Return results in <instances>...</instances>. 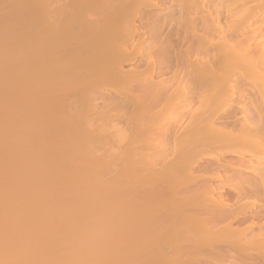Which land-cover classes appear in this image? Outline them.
<instances>
[{
	"label": "bare ground",
	"instance_id": "1",
	"mask_svg": "<svg viewBox=\"0 0 264 264\" xmlns=\"http://www.w3.org/2000/svg\"><path fill=\"white\" fill-rule=\"evenodd\" d=\"M1 1L0 264H264V0L242 44L173 32L161 54V0ZM115 120L143 141L108 179Z\"/></svg>",
	"mask_w": 264,
	"mask_h": 264
},
{
	"label": "rangeland",
	"instance_id": "2",
	"mask_svg": "<svg viewBox=\"0 0 264 264\" xmlns=\"http://www.w3.org/2000/svg\"><path fill=\"white\" fill-rule=\"evenodd\" d=\"M51 1H53V0H49V6L50 7H48L50 10H52L53 8H54V6L57 4V6L59 5V4H63L65 1L64 0H60V2L58 1V0H54V2L56 1V4L54 3V6H53V3H52V5H50L51 4ZM62 1V2H61ZM236 1V0H235ZM0 4L1 5H3L2 4V1L0 0ZM59 2V3H58ZM246 1L244 0H242V2H240V0H239V2L237 3V4H235L236 2H234V0L233 1H230V0H165V1H163V3H162V0L159 2V7L158 8H156V9H152V12H153V14H154V12L156 13H158V14H161V15H163L164 14V16L167 18V15L166 14H170V16H168V18L166 19V21H164V23H163V21L161 22V23H157V27H155V28H153V29H151V33L153 34V35H155L156 33H158V35H160V37L159 38H161L160 39V41L159 42H155L154 44H152L153 46H151V50H150V52L153 54V52H154V54L155 53H159V54H161L162 53V51L160 50V42H162L161 40H163L164 42H165V44H166V42H167V40H168V37H171L170 36V34L169 33H173V34H175L176 35V33L178 32V33H180L179 35H181L182 34V36H187V40H188V42H183L182 43V45L183 46H185V47H187V44L189 43L191 46H193V45H195L196 47L199 45V46H201V47H199L198 46V48H200L201 50H204L203 49V47L204 48H206V49H211V48H213V47H217V45H223V43L226 41H228V40H230V39H232V43H235V42H238V41H240L241 40V38L243 37V35H244V33H245V29H246V22H247V20L249 19L250 20V17H248L247 18V15L245 16V18H244V15H245V13L243 12L245 9L244 8H246V3H245ZM240 3V4H239ZM243 3H245V5L242 4ZM0 5V6H1ZM241 5V6H240ZM53 6V7H52ZM56 6V7H57ZM243 6H244V8H243ZM52 7V8H51ZM240 8H242V10H240ZM170 9V10H169ZM171 10H173V11H171ZM51 11H49V13H50ZM243 12V13H242ZM53 12H51V14H49L50 16V19H54V14H52ZM51 16H53V18L51 17ZM172 16V17H171ZM173 19V21H171L170 23L168 22V20L170 21V19L171 18ZM164 19V20H165ZM240 19V20H239ZM243 20V21H242ZM246 20V21H245ZM168 22V23H167ZM138 24V23H137ZM160 24V25H159ZM163 24V25H162ZM170 24V25H169ZM243 24H245L244 26H242ZM166 25V26H165ZM159 26H161L160 28H159ZM165 27H166V29H165ZM158 29H160L159 30V32L157 31ZM153 30H154V33H153ZM243 30H245V31H243ZM141 31H143V30H141ZM155 31H157V32H155ZM161 31H162V34H160L161 33ZM244 32V33H243ZM148 33H150V30H149V32L147 31L146 33H145V37H149V35H148ZM150 33V34H151ZM152 34H151V36H152ZM243 34V35H242ZM157 35V34H156ZM162 35V36H161ZM174 35V36H175ZM241 35H242V37H241ZM185 37H183L184 38V40L185 41H187L186 40V38ZM188 37H190V40H191V43H190V40L188 39ZM236 38V40L237 41H233V38ZM239 38V40H238V38ZM225 38V39H224ZM235 38H234V40H235ZM244 38V37H243ZM166 41H165V40ZM139 40V39H138ZM221 40L222 41H224L223 43H219V41L221 42ZM246 42H248V40H246ZM163 43V42H162ZM189 44H188V49H190L191 48V46H189ZM217 44V45H216ZM225 44V43H224ZM236 44V43H235ZM238 44H242L241 43V41L240 42H238ZM163 45V44H162ZM219 45V46H220ZM194 46V47H195ZM193 47V48H194ZM209 47V48H208ZM215 47V48H216ZM184 48V47H183ZM193 48H191V49H193ZM184 49H186V48H184ZM205 49V50H206ZM203 57V56H202ZM206 57V56H205ZM206 59H208V58H206ZM154 59H152V61H148V62H154L153 61ZM151 64V63H150ZM153 64V63H152ZM125 67L123 68L124 70H138V71H144L145 69H147V68H149V64L148 63H144V65H141L140 67H137V68H135L131 63L129 64V63H126L125 65H124ZM151 66V65H150ZM134 67V68H133ZM186 68V67H185ZM186 71V72H185ZM182 73L184 74V76H185V78H198V77H202L203 76V73H202V70H200L199 69V67L198 66H190L188 69L186 68V70H184L183 69V71H182ZM182 74V75H183ZM260 75H262L261 73L259 74V73H255V74H253V75H251V78L252 79H256V78H259L260 77ZM168 76H172V73H170V74H168V75H166V76H163V77H168ZM163 77H161V78H163ZM159 79V78H158ZM157 80V79H156ZM133 91H130L129 93H131V94H133L132 93ZM134 92H136V91H134ZM151 94H155V92L153 91V90H151ZM138 93L139 92H137V95H138ZM130 94V95H131ZM149 94H150V92H149ZM149 94H147L146 96L149 98L150 96H148ZM133 95H135V94H133ZM133 95H131V97L133 96ZM128 96V97H127ZM126 97V100H128L129 99V95H127ZM152 96H154V95H152ZM151 96V97H152ZM130 97V99H132L133 97H134V99L135 98H137L138 96H133L132 98ZM150 99V98H149ZM102 99H100V100H98V102L99 103H102V102H104V100H102ZM130 104H128V106H129ZM179 104H177V99H176V96H171V97H169V101H168V107L167 108H169V110H172V109H174L175 107H177ZM82 105H80V107H81ZM200 108H201V105L200 104H197L196 106H194V107H192L191 108V110L189 111V110H187V111H185V113H187L188 115H189V112H191V111H199L200 110ZM134 109V108H133ZM181 110H183L182 108H181ZM131 111V110H130ZM129 111V112H130ZM122 112V111H121ZM128 112V113H129ZM117 113V112H116ZM119 113V112H118ZM131 113H133V112H131ZM130 114V113H129ZM243 115V114H242ZM241 115V116H242ZM132 116H133V114H131V117L130 116H128V114H127V117H125V119H124V121H127V119L129 120V117L130 118H132ZM168 116H171V114H167L165 117H161V119H159L155 124H160V126H165V125H167L168 124V122H169V120H170V117H168ZM240 116V117H241ZM186 117H187V115H186ZM122 119V118H121ZM122 119V120H123ZM119 120V122H120V119H118ZM122 120H121V122H122ZM116 121V120H115ZM119 122H115V123H118V127L120 128V126H121V128L124 130V132H125V128L128 126V125H130L131 123L130 122H128L129 124L127 125L126 124V126L124 125V124H122V123H119ZM137 122V121H136ZM114 123V122H113ZM127 123V122H126ZM120 124V125H119ZM135 124V123H134ZM134 124H132V125H134ZM140 124V123H139ZM115 125V124H114ZM113 125V127H111V128H114L115 126ZM132 125H130L129 127L130 128H128V130H126V132H125V135L127 136L126 138L125 137H123V136H125V135H123L124 134V132L122 133V136H121V139H124L123 141H125L126 139V141H129L130 142V145L128 144V142L126 143V141L125 142H120L119 144H120V146H121V148H120V150L119 149H115L114 150V153L116 152V151H118V152H116V153H118V154H116V155H118L117 156V158H114V163H112V164H115L113 167H115V168H113V167H111V170H110V172L109 173H106L105 174V178H108V177H110L111 178V176H116V174L119 172H121L120 170V166H121V164H123L124 162H122L123 160H124V158H125V160L124 161H126V157H127V153H128V151L126 152V149H128V147H129V149L128 150H130V149H132V148H134L135 146V148H141V146H137L138 144H142V141L140 140V138L139 139H137V141L138 140H140L139 142H141V143H138V142H135L136 140H134V132H135V130H134V127L132 126ZM143 125V124H142ZM125 126V127H124ZM133 128H132V127ZM118 127H116V128H114V130L116 131V129L118 128ZM144 127V126H143ZM118 128V129H119ZM120 128V129H121ZM132 128V129H131ZM117 129V130H118ZM109 130H111L112 132L114 131V130H112V129H109ZM130 130V131H129ZM130 132H131V135H130ZM155 134V136H153L152 135V138H153V140L152 141H150V142H153V144H154V146H155V148H154V150H152V152L151 153H153V151H155V152H157V153H159L160 152V150L163 152L164 150H163V146H164V143H163V145H162V142H160L159 141V137H158V133L157 132H155L154 133ZM133 135V136H132ZM130 136H132V137H130ZM123 137V138H122ZM129 139V140H128ZM132 139L134 140V142L132 141ZM133 143H132V142ZM111 142V141H110ZM113 143L114 142H116L115 140L114 141H112ZM149 142V141H148ZM124 143V144H123ZM126 143V144H125ZM132 143V144H131ZM138 143V144H137ZM144 143V142H143ZM110 144V143H109ZM108 144V145H109ZM115 144L116 143H114V148H118V147H120L119 146V144H117L118 146L116 147L115 146ZM122 144V145H121ZM146 144H148V143H146ZM149 146H150V144H148ZM147 145V147L149 148V146ZM152 145V144H151ZM107 146V145H106ZM105 146V147H106ZM112 146V147H113ZM126 148H125V147ZM128 146V147H127ZM124 147V148H123ZM146 147V146H145ZM106 148H108V146L106 147ZM111 147H110V145H109V148L108 149H110ZM147 148V149H148ZM121 149H124L123 151L121 150ZM142 149V148H141ZM143 149H146V148H143ZM110 150H113V149H110ZM97 151H99V150H97ZM139 151H141V150H139ZM139 151H137V152H139ZM146 151V150H145ZM144 151V152H145ZM150 151H151V146H150ZM149 151V152H150ZM100 152H103L102 150L100 151ZM126 152V153H125ZM147 152V151H146ZM165 152V151H164ZM164 152L162 153V155L164 154ZM124 153V154H123ZM151 153H149L150 155H151ZM97 154H99V153H97ZM161 153H159V154H156L157 156L159 155L160 156V158L159 157H155L156 158V160L158 159V160H160V162H162L164 159H165V155H163V157L164 158H161L162 157V155H160ZM123 155H124V157H123ZM138 155H140V153L138 154ZM142 155V154H141ZM144 155V154H143ZM154 155H155V153H154ZM206 155V154H205ZM203 155L202 157L204 158H202V162L203 161H207L206 160V157L208 156V155ZM205 156V157H204ZM140 157V156H139ZM138 156L136 157V158H139ZM151 157V156H150ZM154 157V156H153ZM210 156H208L207 158H209ZM231 157V155L229 154L228 155V158H227V156H226V158L227 159H229ZM152 158V157H151ZM167 158V157H166ZM171 158V157H170ZM163 159V160H162ZM169 159V158H168ZM167 159V160H168ZM120 162H119V161ZM136 160H138V159H136ZM152 160H155L154 158L152 159ZM151 159H150V161H152ZM162 160V161H161ZM116 161V162H115ZM134 161V160H133ZM143 162H146V161H144V160H142ZM166 161V160H165ZM117 162H119V163H117ZM122 162V163H121ZM141 162V161H140ZM153 162V161H152ZM158 162V161H157ZM155 163V162H154ZM160 165H158V167H159ZM118 167V169H117V171H116V168ZM120 169V170H119ZM119 170V171H118ZM114 172V173H113ZM116 172V173H115ZM118 173V174H119ZM110 174H113V175H110ZM117 174V175H118ZM109 175V176H108ZM107 176V177H106ZM104 178V179H105ZM109 179V178H108ZM105 180H107V179H105ZM228 183V182H227ZM227 183H225L226 185H224L225 187H226V189H231V187H233V186H231L230 184V186L228 187V185H227ZM248 202H256V203H262V204H264V199H253V200H249Z\"/></svg>",
	"mask_w": 264,
	"mask_h": 264
}]
</instances>
